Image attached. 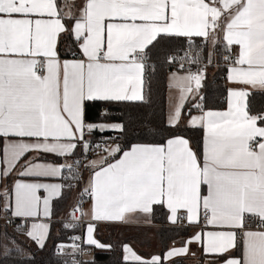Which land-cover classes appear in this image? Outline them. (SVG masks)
Masks as SVG:
<instances>
[{"label":"snow or ice","instance_id":"obj_1","mask_svg":"<svg viewBox=\"0 0 264 264\" xmlns=\"http://www.w3.org/2000/svg\"><path fill=\"white\" fill-rule=\"evenodd\" d=\"M67 20H73L72 27ZM220 32L229 53L231 46L239 49L235 57H224L232 61L228 79L264 90V0H85L78 17L61 15L56 0H0V179H8L32 151L68 157L79 148L86 157L93 146L86 132L123 133V122H87L89 102L143 101L148 54L161 37L202 38L204 48L181 59L191 56L189 63H199L203 56L211 64ZM64 33L73 38L83 59H61L58 42ZM65 54L76 55L71 50ZM169 59L175 62V57ZM205 67L172 74L180 94L168 127L178 128L189 96L198 97ZM249 95L246 88L230 89L224 111L195 104L200 114L189 113L188 124L204 130L200 153L184 135L173 134L163 143H135L128 150L110 146L99 160L74 161L92 169L84 189L92 203L88 210L79 205L73 210L81 214L73 219L88 218L85 235L73 237L81 243L60 244L58 250L71 248L75 255L84 251L82 245L110 248L95 239V222L123 221L126 213L150 214L154 205L166 204L173 223L181 219L180 210L190 223H199L202 209L206 225L223 229L203 234L205 254L225 256L237 246L239 234L242 255L223 264H264V111L250 114ZM20 167V178L0 192V210L16 218H39L42 210L50 217L51 201L62 196L65 186L43 181L61 178L73 165L35 157ZM49 227L34 223L27 236L43 249ZM201 239L197 233L166 257L150 259L124 245L123 259L164 264L166 258L173 264L175 257L188 254L190 243ZM3 248L5 255L23 253L7 242ZM72 264L82 262L73 259ZM90 264H95L94 257Z\"/></svg>","mask_w":264,"mask_h":264},{"label":"trees","instance_id":"obj_2","mask_svg":"<svg viewBox=\"0 0 264 264\" xmlns=\"http://www.w3.org/2000/svg\"><path fill=\"white\" fill-rule=\"evenodd\" d=\"M60 1V0H59ZM205 41L199 37L191 39L185 37H161L160 43L151 48L149 51V59L144 71V86L143 94L145 99L137 102H105L93 101L89 102L86 108L85 118L87 122H123L125 131H92L87 133V140L92 142V149L87 154V158L83 162H88L90 159L102 151L103 147L96 149L94 144L101 138L110 136L113 133L115 136L107 138L105 141L116 142L124 150L128 149L131 144L135 143H163L167 137L173 134H182L191 143V147L198 153L202 152L203 147V129L199 126H188L183 123V118L193 111H199L195 104L199 103L206 109H222L226 104V60L223 55L228 53L221 39L213 50L212 62L208 71L205 73L200 88L199 97L197 99H188L178 128L167 126V75L171 71H182L177 69L169 60L172 53H180L185 49L191 52H196L204 48ZM191 45V47H190ZM210 46V44H209ZM72 37L64 33L60 36L58 42V50L62 55L69 50H73ZM209 49V47H208ZM207 51V50H206ZM205 51V55H206ZM207 60L202 56L199 63ZM247 98L250 114H256L264 110V93L262 91H250ZM107 115H103L104 112ZM106 145V144H105ZM118 154L116 158L119 156ZM82 157L80 149L76 150V155L71 156L73 169L69 171L64 169L61 177L64 189L62 196L55 198L51 205V214L55 218L50 223V230L46 240V245L43 249L39 248L26 234L27 221H21L18 218L6 223V219L0 218V264H72V259L69 255L57 254V246L68 242L69 231L60 223L59 218L70 217L73 208L79 204L81 197V182L80 177L75 173L73 176L74 161ZM43 158L59 162L60 157L44 155ZM83 179L86 173L90 171L81 164ZM12 176L7 180L10 182ZM71 185V187H68ZM203 191V189H202ZM1 215L0 216H5ZM151 222L161 225L157 230V239L159 244V255L162 256L169 245L177 239L183 238L188 230L186 228H171L166 224V209L163 205H154L151 212ZM19 226V227H18ZM5 233L7 237H5ZM98 235V233H97ZM129 240L128 237H122L115 228L99 229V241L111 245L107 249H98L91 247L92 253L84 258L82 264H90V261L95 259V264H140L136 261H125L123 259V244ZM15 247L23 249L22 254L16 251H10L5 255L3 245L7 242L9 248ZM241 247L240 241L237 242L236 251L239 252ZM225 256H216L211 260L215 263L225 259ZM34 257L29 259L28 257ZM168 264V261H164ZM173 264H187L183 257L173 259Z\"/></svg>","mask_w":264,"mask_h":264},{"label":"crops","instance_id":"obj_3","mask_svg":"<svg viewBox=\"0 0 264 264\" xmlns=\"http://www.w3.org/2000/svg\"><path fill=\"white\" fill-rule=\"evenodd\" d=\"M56 3H57L58 12L61 15H71L72 17H78L80 15L81 9L83 8L85 0H60V1L56 0ZM66 24H67L68 27H72L73 20H67ZM218 34L220 35L221 40L223 41V39H222L223 33L220 32ZM72 42H73V47H74L73 50H76L77 54H78L79 53L78 45L74 42L73 38H72ZM223 42L226 43V41H223ZM238 51H239L238 46H231V54L233 56H236ZM65 53H67V51ZM60 55H61V59L62 60L63 59H73V58L83 59V57L80 56L79 54L77 55V57H69V55H66V54L62 55L61 52H60ZM230 66H232V65H230ZM230 66L227 67L226 80H225V84H226V104H225V107L222 108V109H206V110H216V111H224V110H226L227 107H228L227 99H228L229 90L233 89V88H246V90L248 92L257 90V91H262L264 93V90H260V89H257V88H252L251 86L241 85V84H237V83H234V82L230 81L228 79L229 67ZM173 73H178V75L182 76V75H185L187 72L171 71L167 75V83H168V88H167V118H168V115H169L168 105L170 104L168 99L171 98V104H172L171 106H172V109H173L175 103L178 100L179 94H180L179 93V88L173 86L174 85V82L172 81V74ZM199 92H200V89H199ZM191 96H194V100H195V99H197L199 97V93H198V97H197L196 94H192V95L189 96V98ZM199 114H200L199 111H193L191 113V115H199ZM188 116H189V118H188V121H189L190 120V114ZM187 125L189 126L188 123H187ZM203 137H204V130H203ZM85 139H87L86 133H85ZM2 143H3V141L0 140V144H2ZM110 143H115L116 144V142H110ZM110 143H108L106 145V147L109 146ZM104 147H103L102 151H100L97 154H95L90 159V161L99 160L102 156H105L106 152L104 151V149L106 147L105 148ZM126 150H128V149H126ZM44 155L55 156V155H52V154H45V153H41V152L32 151V152L28 153L24 157L23 160L20 161V165L24 164L26 161H28L30 159H33L35 157H40L41 158V162H51L53 164H70V165H72L71 156L60 157L61 158L60 161L56 162V161H52V160L43 158ZM119 157H120V155L116 159H119ZM20 165H17L15 171H13V173L11 175L12 179H11L10 182H8L7 179H0V192H2L6 187L10 188L12 186V184L14 183V181L17 178H20V177H18V173L22 170ZM89 169H90V171L88 173H86L85 178L81 182L80 191L84 190L87 187V185H88L89 178L92 175V169L91 168H89ZM62 175H63V173H62ZM25 180H26V182H31V180L29 178H25ZM43 182L62 184L61 178L48 179V180H44ZM202 189H203V192L206 194V191H207L206 186H202ZM41 195L42 196L46 195V193L42 192ZM54 199L55 198H53L52 201ZM52 201H51V204H50V217L45 218L43 216V211L41 210V214H40L39 218H18V219H21L23 221H27L26 234H27V232L29 230H31V226L34 223H37V224L44 223V224H48L50 226V223L55 219V218H53V216L51 214ZM91 203H92V201L89 198L81 205V207L84 210H88L90 208V206H91ZM163 206L166 209V224L168 226H170V227H173V228L174 227L175 228H179V227L186 228L188 230V232L183 238L177 239L175 242L171 243L169 245L168 249L165 250L164 253L162 254V257H166L167 252L170 249H172L173 247H177L178 248V247L183 246L182 242L188 241L193 235H195L197 233L202 234V239L200 241L192 242V243H190L188 245V247L190 249L188 254L178 256V257L185 258L186 261H187V264H223V261L225 259H227L228 257H230V256L240 257L242 255L243 248H242V243L240 242L241 247H240V250H239L238 253L235 252L236 251V249H235L236 247H235V248H233V249H231L229 251V253H228L229 255L225 259H223L221 261H218V262H215V263H211L210 261L215 259L216 256H218V255L217 254H205L204 253L203 245L206 244L207 237H206V235H203V234H206L209 231H220V230H223V229H220V228H217V227H214V226H211V225H206L204 220L203 221L200 220L199 223H190L187 220V218H186L185 210H180L178 212V215L181 217V219H179V220H177V222L173 223V222H171L168 219V216H169L170 213H169V211L167 209L166 204L163 205ZM0 214L4 215L6 213L3 212L2 210H0ZM13 218H16V217H13ZM61 218H59V219H61ZM83 219L85 220V224H86L88 218L87 217H83ZM247 223L251 226L252 230H257V228L253 226V224L255 223L253 219H248ZM85 224L82 227V235L83 236L85 235V231H86L85 230ZM145 224H151V213L150 214H143V213H140V212L126 213L125 214V219L123 221H99V222H95L94 237H95V239H97L99 241V229H101V231H103L105 227L108 228V229L115 228V230H116L117 227H125V228L128 227L129 228V227H135V226H140V225H145ZM49 230H50V227H49ZM97 233H98V235H97ZM238 241H240L239 234H238ZM124 245H128L130 247L131 251H134L142 259H150L152 256H155V255H151V256L147 257V256H144L143 253H139V252L137 253L133 249L131 244L129 243V240H127L122 246L123 257L125 255ZM156 255H159V253H157ZM178 257H175V258H178ZM128 261H135V260L134 259H129ZM164 261H168V260L165 258ZM136 262H138V261H136Z\"/></svg>","mask_w":264,"mask_h":264},{"label":"built area","instance_id":"obj_4","mask_svg":"<svg viewBox=\"0 0 264 264\" xmlns=\"http://www.w3.org/2000/svg\"><path fill=\"white\" fill-rule=\"evenodd\" d=\"M72 53L76 54L75 56L73 55H69V57H77V51L76 50H73L71 51ZM186 52H191L189 49H185L184 51L180 52V53H172L169 58L171 57H175V62H172L170 59V62H172L174 64V66L179 69V70H182V71H185V72H188V71H191V72H197L199 68L201 67H205V73L208 71L209 69V66L210 64L208 63H205V62H201V63H189L188 61L190 59H192L191 56L185 58V59H181L182 57H185V53ZM228 55H231V52L229 53H225L222 57L224 59L225 56H228ZM235 57V56H233ZM225 60V59H224ZM183 63L184 64V68L181 69L180 68V64ZM226 66H230L232 65V61L231 60H226L225 62ZM115 135L113 133L110 134V136H106V137H101L95 144V148L96 149H100L102 148L103 146H105V140L107 138H111V137H114ZM99 144L100 147H96V145ZM87 158L85 156H82L79 160L80 161H84V159ZM74 173H76L78 175V177H80V182L83 181V172H82V167H81V164L80 165H75L74 166V170H73ZM80 202H79V206L81 207V205L87 200L89 199V195L87 192H85L84 190L81 191V197H80ZM77 205L74 207L76 208ZM73 208V210H74ZM72 210V215L70 217H64V218H61L60 219V223L65 227L66 224H69V223H73V224H76L77 227L75 228H68V227H65L69 233H68V242L66 243V245H72L74 242L75 243H81V241H74L73 240V237H76V236H83L82 235V227L83 225L85 224V220L83 219V217H81L78 221L73 219V215L74 216H81L79 210H76L75 212ZM0 218H3V219H6V220H14L15 218L9 216L8 214H6L5 216H0ZM21 220V219H20ZM200 220L203 221L204 220V215H203V210H201V215H200ZM23 221V220H21ZM254 227L255 226V223L253 224ZM82 247L84 248V251L82 253H76L75 255H73V250L71 248H66L64 249L63 251H59L58 248L56 250L57 254L59 255H69V257L73 260L75 259L76 261H82L84 258L88 257L89 255H91L92 253V250H91V247L87 246V245H82Z\"/></svg>","mask_w":264,"mask_h":264},{"label":"rangeland","instance_id":"obj_5","mask_svg":"<svg viewBox=\"0 0 264 264\" xmlns=\"http://www.w3.org/2000/svg\"><path fill=\"white\" fill-rule=\"evenodd\" d=\"M208 50H212V46H209ZM185 72V71H182ZM189 99H194V96H191ZM169 100L168 105V111H172V104H171V98ZM189 116H185L183 119V123L187 124ZM111 123V122H107ZM110 143V142H108ZM106 143V145L108 144ZM105 145V147H106ZM115 143H110L107 147H114ZM104 147V148H105ZM161 225L158 224H145L135 227H117L116 231L120 234L122 237H128L129 243L133 247V249L138 253H143L144 256H151L156 255L159 251V244L160 242L157 239V230L160 228ZM170 227V226H169ZM172 228V227H171Z\"/></svg>","mask_w":264,"mask_h":264}]
</instances>
